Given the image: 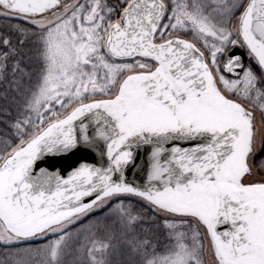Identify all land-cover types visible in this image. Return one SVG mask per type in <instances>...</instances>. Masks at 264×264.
Segmentation results:
<instances>
[{
  "label": "snow or ice",
  "instance_id": "1",
  "mask_svg": "<svg viewBox=\"0 0 264 264\" xmlns=\"http://www.w3.org/2000/svg\"><path fill=\"white\" fill-rule=\"evenodd\" d=\"M0 21V264H264V0Z\"/></svg>",
  "mask_w": 264,
  "mask_h": 264
},
{
  "label": "trees",
  "instance_id": "2",
  "mask_svg": "<svg viewBox=\"0 0 264 264\" xmlns=\"http://www.w3.org/2000/svg\"><path fill=\"white\" fill-rule=\"evenodd\" d=\"M4 88H5V85L0 84V93L3 92ZM3 255H4L3 248L2 246H0V257H2Z\"/></svg>",
  "mask_w": 264,
  "mask_h": 264
},
{
  "label": "water",
  "instance_id": "3",
  "mask_svg": "<svg viewBox=\"0 0 264 264\" xmlns=\"http://www.w3.org/2000/svg\"><path fill=\"white\" fill-rule=\"evenodd\" d=\"M237 51L243 55L244 62H245V60H246V54L244 53V51H243L242 49H237ZM59 166H60V165L58 164L57 167H59ZM64 174H65V175L67 174L66 171H65ZM129 177L131 178V173H129Z\"/></svg>",
  "mask_w": 264,
  "mask_h": 264
},
{
  "label": "flooded vegetation",
  "instance_id": "4",
  "mask_svg": "<svg viewBox=\"0 0 264 264\" xmlns=\"http://www.w3.org/2000/svg\"><path fill=\"white\" fill-rule=\"evenodd\" d=\"M0 23H3V21H0ZM243 50V49H242ZM244 51V50H243ZM244 53L246 54V60H245V64H247V62H248V57H247V53L244 51Z\"/></svg>",
  "mask_w": 264,
  "mask_h": 264
},
{
  "label": "rangeland",
  "instance_id": "5",
  "mask_svg": "<svg viewBox=\"0 0 264 264\" xmlns=\"http://www.w3.org/2000/svg\"><path fill=\"white\" fill-rule=\"evenodd\" d=\"M248 63V62H247Z\"/></svg>",
  "mask_w": 264,
  "mask_h": 264
}]
</instances>
